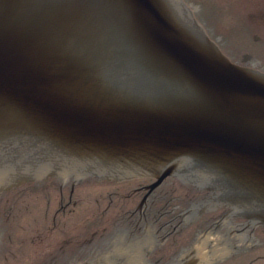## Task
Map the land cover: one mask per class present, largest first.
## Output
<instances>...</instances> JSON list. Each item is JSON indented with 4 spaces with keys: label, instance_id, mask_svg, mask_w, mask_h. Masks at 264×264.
I'll return each mask as SVG.
<instances>
[{
    "label": "water",
    "instance_id": "1",
    "mask_svg": "<svg viewBox=\"0 0 264 264\" xmlns=\"http://www.w3.org/2000/svg\"><path fill=\"white\" fill-rule=\"evenodd\" d=\"M169 177L264 227V73L183 0H0V195Z\"/></svg>",
    "mask_w": 264,
    "mask_h": 264
},
{
    "label": "flooded vegetation",
    "instance_id": "2",
    "mask_svg": "<svg viewBox=\"0 0 264 264\" xmlns=\"http://www.w3.org/2000/svg\"><path fill=\"white\" fill-rule=\"evenodd\" d=\"M183 1L233 63L264 71V0ZM227 9L233 18L220 21L218 16ZM154 183L152 178L122 182L91 178L78 183L49 178L21 186L59 192L56 203L49 206V199L46 205L47 213L54 210L50 217L47 214L45 232L58 239H47L52 252L45 264H66V251H74V261L83 264H109L115 255L120 264H264V227L254 226L221 206L211 192L180 179L167 178L151 188ZM98 189L107 204L103 208L96 199L93 218L100 216L93 220L89 238L75 246L65 238L66 216L80 204L77 191ZM15 190L0 195V207ZM102 248L105 259L97 258Z\"/></svg>",
    "mask_w": 264,
    "mask_h": 264
},
{
    "label": "rangeland",
    "instance_id": "3",
    "mask_svg": "<svg viewBox=\"0 0 264 264\" xmlns=\"http://www.w3.org/2000/svg\"><path fill=\"white\" fill-rule=\"evenodd\" d=\"M222 13L220 17L218 16L220 21L229 22L233 18L229 14L231 13L229 9ZM91 187L95 188L94 185ZM97 191L84 192V194L77 191L75 199L79 196L80 204L74 213L66 216L65 238L68 242L72 240L75 246L78 244L75 242L80 243L89 238L93 220L100 216L93 218L96 199L102 201L103 208L107 204V201L100 197L102 189ZM64 194L67 196L68 187ZM58 195V190L53 192L34 185L7 194L0 207V220L5 226V233L0 243V264H45V261H48L52 251H49L47 239L57 242L58 238L56 234L48 236L45 232L48 225L47 214L50 217L51 211L54 210L53 207L49 208L50 213H47L46 205L49 199L51 200L49 206L54 205ZM71 252L66 251V256Z\"/></svg>",
    "mask_w": 264,
    "mask_h": 264
}]
</instances>
